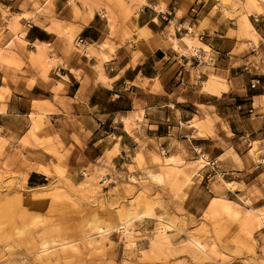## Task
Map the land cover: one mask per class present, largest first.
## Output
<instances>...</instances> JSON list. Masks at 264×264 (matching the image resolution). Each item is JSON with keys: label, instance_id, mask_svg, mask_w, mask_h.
I'll list each match as a JSON object with an SVG mask.
<instances>
[{"label": "crops", "instance_id": "obj_1", "mask_svg": "<svg viewBox=\"0 0 264 264\" xmlns=\"http://www.w3.org/2000/svg\"><path fill=\"white\" fill-rule=\"evenodd\" d=\"M36 1L39 8L31 0H0L8 13L33 14L21 18L24 48H11L19 66L0 60L5 177L22 172L24 185L38 186L55 178L57 167L76 183L101 167L109 180L129 173L147 179L145 167L158 169L154 154L190 156L203 159L202 169L172 206L195 215L218 195L263 205L264 119L257 103L247 109L264 95V15L253 42L237 33L235 0H51L47 13L70 28V44L44 27L45 0ZM44 55L55 60L47 70ZM30 113L41 116L38 129ZM149 182L172 197L162 182ZM225 261L244 264L240 256Z\"/></svg>", "mask_w": 264, "mask_h": 264}, {"label": "rangeland", "instance_id": "obj_2", "mask_svg": "<svg viewBox=\"0 0 264 264\" xmlns=\"http://www.w3.org/2000/svg\"><path fill=\"white\" fill-rule=\"evenodd\" d=\"M31 1L39 8L36 0ZM50 4L45 0L39 10L48 20L44 27L57 30L71 44L72 31L48 15ZM234 4L239 12L238 35L255 42L254 27L264 15V0ZM0 14V60L18 67L21 61L11 48H24L21 18L33 14L3 9ZM7 34L13 38L4 44ZM54 62L49 55L41 56L44 70ZM254 100L263 105L264 95ZM32 105L42 109L37 101ZM30 117L31 127L38 129L41 123L36 119L41 116L30 113ZM191 124L197 133H204L199 122ZM249 152L256 156V142ZM197 159L201 160L154 154L151 160L158 169L145 167L147 179L129 173L109 180L103 168L93 167L85 178L71 183L55 167L57 176L38 186L24 185L22 172L5 177L0 171V264H226L230 256H240L244 264H264V203L244 206L210 196L205 209L195 215L171 205L173 199H182L181 187L202 169ZM136 160L138 165L141 154ZM260 175L264 186V170ZM149 180L162 182L161 188L167 187L172 197L154 189Z\"/></svg>", "mask_w": 264, "mask_h": 264}, {"label": "built area", "instance_id": "obj_3", "mask_svg": "<svg viewBox=\"0 0 264 264\" xmlns=\"http://www.w3.org/2000/svg\"><path fill=\"white\" fill-rule=\"evenodd\" d=\"M253 19L254 20H258V17H257V15H253ZM256 83V79H252V81H250V86H253L254 84ZM257 106V104H256V101L254 100H251L250 101V105L248 106V112L250 113V112H253V108H255ZM262 106V111H260L259 112V114L263 117V119H264V103H263V105H260V107ZM256 114V113H255ZM263 124H264V122H263ZM157 149L159 150V152H161V153H164L165 152V150H164V147L162 146V144H157ZM193 150L195 151V152H198L199 151V149L198 148H193ZM258 162H261V163H264V157H260L259 159H258ZM204 163H210V164H214V160L212 159V160H206ZM223 172L222 171H220L219 172V174L221 175Z\"/></svg>", "mask_w": 264, "mask_h": 264}, {"label": "bare ground", "instance_id": "obj_4", "mask_svg": "<svg viewBox=\"0 0 264 264\" xmlns=\"http://www.w3.org/2000/svg\"><path fill=\"white\" fill-rule=\"evenodd\" d=\"M204 155V154H203ZM201 159V158H200ZM198 160V159H197ZM203 159H201V160H198L199 161V163H201V166L203 165V161H202ZM198 171V170H197ZM199 172V171H198ZM201 175V174H200ZM223 180V179H222Z\"/></svg>", "mask_w": 264, "mask_h": 264}]
</instances>
